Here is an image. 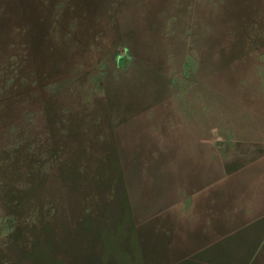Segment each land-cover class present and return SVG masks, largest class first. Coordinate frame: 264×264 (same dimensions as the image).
Listing matches in <instances>:
<instances>
[{
    "label": "rangeland",
    "instance_id": "1",
    "mask_svg": "<svg viewBox=\"0 0 264 264\" xmlns=\"http://www.w3.org/2000/svg\"><path fill=\"white\" fill-rule=\"evenodd\" d=\"M262 156L264 0H0V264H202L201 164Z\"/></svg>",
    "mask_w": 264,
    "mask_h": 264
},
{
    "label": "crops",
    "instance_id": "2",
    "mask_svg": "<svg viewBox=\"0 0 264 264\" xmlns=\"http://www.w3.org/2000/svg\"><path fill=\"white\" fill-rule=\"evenodd\" d=\"M248 172L255 179L252 177L246 183L235 180L236 175L246 176ZM227 180H231L229 185H225ZM195 183L200 187V219L205 223L200 235L211 239V243L199 248L198 253L205 256L202 264H232V260L226 258L230 254L218 251L219 257L215 258L211 247L226 236H264V156L248 164L247 168L241 167L227 174L222 163H216V168H208L206 160L205 168L201 164Z\"/></svg>",
    "mask_w": 264,
    "mask_h": 264
}]
</instances>
